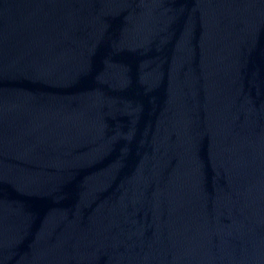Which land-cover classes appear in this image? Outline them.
<instances>
[{"label": "water", "instance_id": "1", "mask_svg": "<svg viewBox=\"0 0 264 264\" xmlns=\"http://www.w3.org/2000/svg\"><path fill=\"white\" fill-rule=\"evenodd\" d=\"M0 264H264V0H0Z\"/></svg>", "mask_w": 264, "mask_h": 264}]
</instances>
